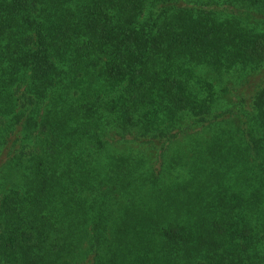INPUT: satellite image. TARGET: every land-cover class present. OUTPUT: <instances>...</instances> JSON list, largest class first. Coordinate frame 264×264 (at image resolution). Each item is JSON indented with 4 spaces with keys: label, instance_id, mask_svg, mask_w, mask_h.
Segmentation results:
<instances>
[{
    "label": "trees",
    "instance_id": "16d2710c",
    "mask_svg": "<svg viewBox=\"0 0 264 264\" xmlns=\"http://www.w3.org/2000/svg\"><path fill=\"white\" fill-rule=\"evenodd\" d=\"M263 64L264 0H0V264H264Z\"/></svg>",
    "mask_w": 264,
    "mask_h": 264
},
{
    "label": "rangeland",
    "instance_id": "374dc122",
    "mask_svg": "<svg viewBox=\"0 0 264 264\" xmlns=\"http://www.w3.org/2000/svg\"><path fill=\"white\" fill-rule=\"evenodd\" d=\"M261 67H263L262 69H263V74H264V64ZM255 76H257V75L255 74ZM255 76H254V78L256 79L257 77H255Z\"/></svg>",
    "mask_w": 264,
    "mask_h": 264
}]
</instances>
